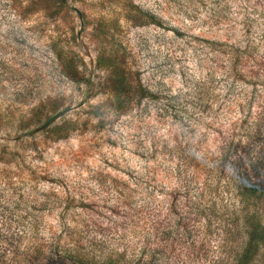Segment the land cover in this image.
I'll use <instances>...</instances> for the list:
<instances>
[{
	"label": "rangeland",
	"instance_id": "obj_1",
	"mask_svg": "<svg viewBox=\"0 0 264 264\" xmlns=\"http://www.w3.org/2000/svg\"><path fill=\"white\" fill-rule=\"evenodd\" d=\"M253 127L264 0H0V264H214L257 155L222 148Z\"/></svg>",
	"mask_w": 264,
	"mask_h": 264
},
{
	"label": "trees",
	"instance_id": "obj_2",
	"mask_svg": "<svg viewBox=\"0 0 264 264\" xmlns=\"http://www.w3.org/2000/svg\"><path fill=\"white\" fill-rule=\"evenodd\" d=\"M130 89L133 91L132 96L135 100H140L146 96H156L140 81L131 86ZM62 114L60 112L57 115L48 117L43 123L44 127L53 125ZM243 143L253 146L257 155L253 158L248 157V167L252 174L249 171L239 185L237 197L241 207L235 212L234 221L229 222L220 216L217 217L219 223L216 225V229L223 232L224 235L219 237L223 242L219 249L220 257L214 264H228L225 260H230V264H253L259 255V250L264 248V135L255 127L241 133L233 128L230 140L225 143L222 150L225 152L226 157H231V153L234 154ZM234 159L238 166L243 162V158L236 157ZM260 207L263 210H259ZM209 224L210 221L206 227ZM184 227L182 231L190 233L185 223ZM160 232H162L161 243L171 240L172 230H161ZM214 233L218 234L217 231L213 230ZM179 238H182V236ZM158 246L159 248L153 250L154 253L150 258L153 259L154 264H164V259L159 260L158 258L163 255L164 248L162 245ZM147 251V249L142 251L140 253L141 257L135 262L124 260L123 254L118 255V257L108 256L102 260H96L93 256H90V252H83L80 246H76L70 252V260L72 264H143L142 258L144 259Z\"/></svg>",
	"mask_w": 264,
	"mask_h": 264
}]
</instances>
